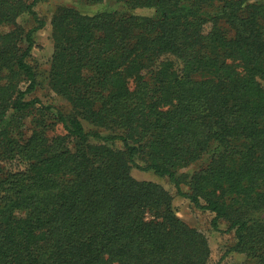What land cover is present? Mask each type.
<instances>
[{"label":"trees","instance_id":"1","mask_svg":"<svg viewBox=\"0 0 264 264\" xmlns=\"http://www.w3.org/2000/svg\"><path fill=\"white\" fill-rule=\"evenodd\" d=\"M45 1L0 0V264H210L207 235L133 167L264 264V0L59 7L48 77L69 113L32 97Z\"/></svg>","mask_w":264,"mask_h":264},{"label":"rangeland","instance_id":"2","mask_svg":"<svg viewBox=\"0 0 264 264\" xmlns=\"http://www.w3.org/2000/svg\"><path fill=\"white\" fill-rule=\"evenodd\" d=\"M62 6L74 7L84 14L93 15L116 7L121 9L122 5L112 2L87 4L81 3L78 0H48L38 3L35 7L40 17L46 20L47 23L36 34L37 45L33 50L32 62L40 72V84L37 91L32 94V97H38L46 104L57 105L69 113L72 112L71 104L65 97L55 91L48 77L54 52L52 19L57 9ZM18 21L25 26H31L30 16L28 14L20 16ZM29 125L30 122L28 119L26 128ZM196 168V165L187 167L183 169V173L191 176ZM131 174L138 180L160 183L173 195V206L177 215L189 225L197 227L207 235L211 245L210 264H217L220 261V264H257L255 262L256 260L247 257L246 254H225L234 243L233 235L214 231L211 224L213 216L209 212L197 209L189 198L178 194L177 189L168 177H159L151 171L140 170L136 167L131 169ZM183 188L186 192L189 190V186L186 184L183 185ZM227 226L225 222L221 225L224 229ZM223 256L225 257L223 258Z\"/></svg>","mask_w":264,"mask_h":264}]
</instances>
